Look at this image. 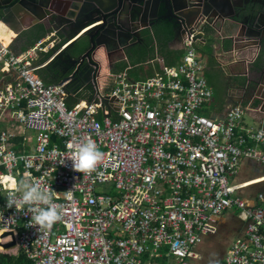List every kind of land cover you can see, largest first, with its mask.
Segmentation results:
<instances>
[{"label": "built area", "instance_id": "built-area-1", "mask_svg": "<svg viewBox=\"0 0 264 264\" xmlns=\"http://www.w3.org/2000/svg\"><path fill=\"white\" fill-rule=\"evenodd\" d=\"M203 21L184 29L177 65H161L142 80L119 72L106 96L92 89L70 107L80 90L70 78L46 85L36 77L44 40L15 54L11 39L0 38V71L14 75L0 87V121L36 131L34 148L20 155L12 148L15 132L0 131V230L15 233L32 264H194V247L232 207L245 230L221 264H264V192L248 205L237 194L246 182L229 180L242 158L264 164V125L235 130L247 105L231 106L219 119L200 113L212 96L193 47ZM52 132L60 143L51 146ZM89 139L103 159L81 173L71 158ZM18 176L53 190L61 220L39 229L26 209L7 206ZM110 186L115 195L104 191Z\"/></svg>", "mask_w": 264, "mask_h": 264}, {"label": "crops", "instance_id": "crops-1", "mask_svg": "<svg viewBox=\"0 0 264 264\" xmlns=\"http://www.w3.org/2000/svg\"><path fill=\"white\" fill-rule=\"evenodd\" d=\"M230 1L231 4L236 6L235 8H238V5L241 4L244 5V8L246 7L245 17H239L235 21L225 19L217 24L218 30L215 31L211 29V26H207L203 29V37L196 38L193 45L196 56L204 66L205 80L212 88L211 99L201 107L200 113L203 112L202 115L212 119H219L224 117L227 108L235 105H247L249 109L245 111L235 130L256 129L260 125H264V113L258 109L256 110L260 106L263 97L262 84L264 83L262 82L264 76H261L257 71L259 68H264V39L261 45L257 44L255 47L254 45H244L247 44L244 41L237 43L231 37L237 33L246 37L250 35L248 33L250 22L253 23L258 15H264V0ZM61 3L58 4L57 2L55 5V8L59 6L57 13L52 14L51 18L43 19L36 24H32V18L24 12H19L18 15L9 12L6 14L5 19L1 20L3 24L6 23L7 27L5 26V30L0 28V33L2 31L6 32L9 35V40L11 36H14L11 39L12 43L19 34L25 33V30L31 29L33 26L38 28V32H43L38 40H46L50 36L54 39L57 52H54V54L53 52L41 53L40 56L38 54L34 61V63L41 65L35 72L36 77L46 85L56 83L62 79V75L70 62L69 59L78 58L75 65L76 67L79 65L78 70L82 76L77 75L74 82H77V87L80 90L75 94L76 96H71L68 99L67 104L70 106L79 100H88L94 91H99L98 93L106 96L113 87L112 75L123 71L131 80H142L159 72L161 65H177L185 54L183 34L186 27L174 25L172 31L165 33L162 27L167 17H164L163 23L153 22L150 27L141 29V39L133 41L132 44L120 47L116 43H112L107 48L101 44L97 45L91 52V62L96 67L95 74L84 76L86 70L84 67L88 68L90 64L86 61L84 63L80 62L79 56L81 54L79 56L72 54L73 45L79 38H83V43L87 48L89 40L86 33L91 29V26L98 24L99 21L93 23L94 19L86 16V10L77 16H71L68 9H60L62 8ZM247 11L251 13L249 17ZM5 76L14 75L0 71V87H4L9 82ZM53 76H58L59 80L53 81ZM20 106L24 107V102H20ZM98 120H102V115L98 117ZM11 123L12 121L7 119L0 121V131L9 129L15 132L16 135L12 139V148L15 153L20 155L33 149L36 135L26 136V131L32 129H29L26 125ZM59 143L58 136L55 132H52L49 145ZM263 177L264 164L245 157L241 159L237 172L230 177V182L233 184L247 183L245 184L247 186L239 190L237 194L248 205L253 206L256 193L264 192V179L256 181ZM19 179L20 176L17 177V181ZM109 188L103 187L104 191L109 190L111 194L115 195L114 187L110 186ZM2 193L0 190V198L3 196ZM228 210L232 211L227 214L229 216L223 218L221 214L215 219V232L202 236L201 241L194 247L195 252L199 255V259L193 261L194 264H199L203 254L209 256L212 253L216 239L215 234L218 229L230 232L225 245L227 251L231 243L244 234L245 221L239 217V210L234 207ZM223 257L220 258L218 264L222 263ZM213 259L214 254L206 264H209V261Z\"/></svg>", "mask_w": 264, "mask_h": 264}, {"label": "water", "instance_id": "water-1", "mask_svg": "<svg viewBox=\"0 0 264 264\" xmlns=\"http://www.w3.org/2000/svg\"><path fill=\"white\" fill-rule=\"evenodd\" d=\"M57 2L58 4L62 2L60 9H68L71 16H77L86 10V16H94L95 20L100 21V23L91 26V29L86 33L89 46L79 56L81 63L86 61L88 64L92 63L91 52L97 45L101 44L107 48L112 43H116L120 47L132 44L133 41L141 39V29L150 27L158 19L171 18L177 27H189L199 18H203L201 32L196 36V38H200L203 37V29L207 26H211L214 31L218 30L219 22H223L225 19L235 21L239 17H245L247 10L243 4L235 8L236 6L231 4L230 0H0V19L4 20L9 12L15 15L24 12L32 18V24H36L57 13L59 7L55 8ZM250 15V11H247V16ZM248 33L250 35L247 37L237 33L231 38L237 43L244 41L247 43L244 45L247 46L261 45L264 39L263 14L258 15L253 23L250 22ZM73 58L69 59L70 62L62 75V80L70 78L73 83L77 84L74 79L77 75H82L78 70L79 65L77 67L75 65L78 58ZM71 69L73 70L70 71ZM68 72L70 73L68 74ZM257 72L264 76L263 67L259 68ZM253 83L255 84L254 81ZM262 88L263 97L259 111L264 113V84H262ZM8 236H10L9 240L0 242V246L5 252L17 247L12 231H4L0 235L2 239Z\"/></svg>", "mask_w": 264, "mask_h": 264}, {"label": "clouds", "instance_id": "clouds-1", "mask_svg": "<svg viewBox=\"0 0 264 264\" xmlns=\"http://www.w3.org/2000/svg\"><path fill=\"white\" fill-rule=\"evenodd\" d=\"M102 159L103 153L100 151L98 145L89 139L82 142L77 147L75 155L71 158V161L72 167L75 171L91 173L92 171H95L97 165ZM60 163L64 164V161ZM7 206H14L17 212H22L26 209L28 213H31L33 224L38 225L39 229L50 228L62 218L61 209L54 203L53 190L51 188L45 189L41 187L40 184L33 183L29 178H21L13 185L7 198ZM4 231L0 230V235ZM8 237L10 239V236ZM2 241L5 242L7 240ZM16 246L15 249L20 250L18 245ZM2 252L4 251L2 250ZM209 264H218V262L213 259L209 261Z\"/></svg>", "mask_w": 264, "mask_h": 264}, {"label": "trees", "instance_id": "trees-1", "mask_svg": "<svg viewBox=\"0 0 264 264\" xmlns=\"http://www.w3.org/2000/svg\"><path fill=\"white\" fill-rule=\"evenodd\" d=\"M164 20V18L158 19L156 23L161 24ZM164 22L165 24L162 28L165 33H168L169 31H172L174 29V23L171 19H167ZM29 29L25 30V33L19 34V36L10 44V49L13 53H20L29 49L43 35V32H38L37 27L35 28L32 26L31 29ZM82 39L83 38H79L73 45L72 54L74 56H79L84 52L86 48L85 43H83ZM52 80L58 81V76H53ZM73 86L77 87L78 84L73 83ZM68 106L70 107V105ZM17 255H21V260L17 264H32L31 261L27 259L25 254L19 249L15 254L0 251V264H13Z\"/></svg>", "mask_w": 264, "mask_h": 264}, {"label": "rangeland", "instance_id": "rangeland-1", "mask_svg": "<svg viewBox=\"0 0 264 264\" xmlns=\"http://www.w3.org/2000/svg\"><path fill=\"white\" fill-rule=\"evenodd\" d=\"M92 17V19H94V21H99V20H95L96 19V17H94V16H89V18H91ZM99 23H100V21H99ZM51 40H54L53 38H51V36L50 37H48V39H46V40H44V43H43V45L44 46H46L47 47V49L46 50H44V51H40L39 52V56H40V54L42 53H49V52H53V54H54V52H57L55 49H56V47H55V42L53 43V46H50L49 45V43H50V41ZM38 41H40V40H38ZM37 41V42H38ZM35 44V43H34ZM34 65H39L40 66V64H36V62L34 63ZM70 72H68V74H69ZM67 74V75H68ZM66 75V76H67ZM202 114H204L203 112H201ZM207 114V113H206ZM36 135V131H34V130H27L26 131V136L27 137H30V136H35ZM27 144H29L28 142H27ZM229 180H230V177H229ZM246 191H247V189H246ZM232 211L231 210H227V211H225V212H223L222 213V217L224 218L225 216L227 217V216H229V215H227L228 213H231ZM218 222H219V220H218ZM224 223H227V222H224ZM230 234V232H228V230L226 231V230H221V229H218V231H216V239H215V243H214V246H213V251H212V253L209 255V256H206L205 254H203L201 257H202V259H201V261L199 262V264H206V262L210 259V257L214 254V260H216L217 262H219V260H220V258L222 257V256H224V254L226 253V251H227V249H226V247H225V245H226V242H227V240H228V236H229V234ZM213 234V233H212ZM9 239V237H6L5 239L3 238H1L0 237V242L1 243H3V241L2 240H8ZM3 250V248H2V246H0V251H2ZM4 251V250H3ZM5 252V251H4ZM9 253H12V254H15L16 252H17V249H14V250H9L8 251ZM201 254H202V252H201ZM21 260V255H17L16 256V258H15V260H14V262H13V264H17L19 261ZM162 263H164V260H160L159 261V264H162Z\"/></svg>", "mask_w": 264, "mask_h": 264}, {"label": "bare ground", "instance_id": "bare-ground-1", "mask_svg": "<svg viewBox=\"0 0 264 264\" xmlns=\"http://www.w3.org/2000/svg\"><path fill=\"white\" fill-rule=\"evenodd\" d=\"M0 28H1V30H5V25H4L2 22H0ZM13 37H14V36H11V39H12ZM0 38L3 39V42L5 43V42H8V40H9V35H8L6 32L2 31V32L0 33ZM262 179H264V177L261 178V179H258V180H256V181H259V180H262ZM245 184H247V183H245Z\"/></svg>", "mask_w": 264, "mask_h": 264}, {"label": "flooded vegetation", "instance_id": "flooded-vegetation-1", "mask_svg": "<svg viewBox=\"0 0 264 264\" xmlns=\"http://www.w3.org/2000/svg\"><path fill=\"white\" fill-rule=\"evenodd\" d=\"M151 18H153V17H151ZM84 68L86 69L85 72H84V76L95 74V68L96 67H94L93 63H91L88 68H86V67H84Z\"/></svg>", "mask_w": 264, "mask_h": 264}]
</instances>
